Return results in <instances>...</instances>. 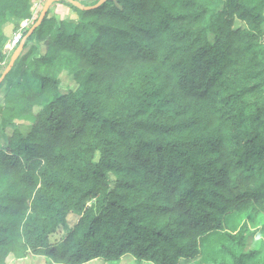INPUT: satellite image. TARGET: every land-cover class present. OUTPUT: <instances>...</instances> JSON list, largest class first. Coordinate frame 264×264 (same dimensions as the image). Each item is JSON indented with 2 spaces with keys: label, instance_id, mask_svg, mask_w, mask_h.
Here are the masks:
<instances>
[{
  "label": "trees",
  "instance_id": "trees-1",
  "mask_svg": "<svg viewBox=\"0 0 264 264\" xmlns=\"http://www.w3.org/2000/svg\"><path fill=\"white\" fill-rule=\"evenodd\" d=\"M36 1L0 0V78ZM263 23L264 0L54 2L0 81V264H264L226 230L264 235Z\"/></svg>",
  "mask_w": 264,
  "mask_h": 264
},
{
  "label": "rangeland",
  "instance_id": "rangeland-1",
  "mask_svg": "<svg viewBox=\"0 0 264 264\" xmlns=\"http://www.w3.org/2000/svg\"><path fill=\"white\" fill-rule=\"evenodd\" d=\"M43 5H44L43 1L34 2L32 8H31V12H32V16H34L35 19L38 17V12L42 8ZM51 14L67 16V17L75 16L74 12H71L67 6L62 5V4H59L56 7H54L53 12ZM32 18H28L30 20V22H28V24H24L25 20L22 21V23H20V27L18 30L27 29L31 25V23H33V22H31ZM13 27L14 26L11 23H8L5 26L6 32H7L9 38L15 32H17V30H13ZM263 27H264V23H263ZM7 42L4 45L3 50L10 54L11 52L9 51L8 46L6 47ZM75 86H76V84L73 81L72 77L69 76L65 72L62 75V87L63 88H73V87L75 88ZM20 121L29 124V123H31L32 119L28 117L27 119H22ZM99 156H100V154L97 152L96 153V159H99ZM78 214H79L78 210L73 211V213L69 217V220L71 223H73L75 221ZM253 226L254 225H252V222H251L248 215L236 212V213H232L228 216L227 223H226V227H227L226 230L232 234H241V231L245 230L246 235L253 237V239H252L253 240V246L256 248H261V246L264 243V235L262 233V227L263 226H260V227H253ZM62 232L63 231H60L59 234L54 235L51 238V242L52 243L59 242L61 240V236L63 234ZM263 254H264V250H263ZM8 264H57V263L51 262L45 256H40V255L34 256L32 254H29L24 259H15L13 256H10L8 258ZM86 264H153V263L148 262V261L139 262L131 256H124V257L120 258L119 260H114V261L97 258V259H94V260H92ZM179 264H216V263L211 258L200 257L195 261L191 260V259L184 258L180 261Z\"/></svg>",
  "mask_w": 264,
  "mask_h": 264
},
{
  "label": "water",
  "instance_id": "water-1",
  "mask_svg": "<svg viewBox=\"0 0 264 264\" xmlns=\"http://www.w3.org/2000/svg\"><path fill=\"white\" fill-rule=\"evenodd\" d=\"M57 1H61V0H47L43 6V9L41 11V14L38 18V21L32 26V28L28 31V33L24 36V38L22 39L21 43L19 44V46L14 50V53L12 54L11 60L9 65L7 66L3 76L0 78V81L3 80V78L6 76V74L12 69V67L14 66V63L16 62L17 58L19 57V55L21 54L23 48H24V44H25V40L27 39V37L34 31V29L42 22V20L44 19V17L47 15L49 9L51 8L52 4L54 2ZM105 0H100L97 4H95L94 6H84L82 5V3H80L78 0H72L73 4H75L76 6L83 8V9H87V8H91V7H97L100 4H102ZM26 31V30H25Z\"/></svg>",
  "mask_w": 264,
  "mask_h": 264
},
{
  "label": "built area",
  "instance_id": "built-area-1",
  "mask_svg": "<svg viewBox=\"0 0 264 264\" xmlns=\"http://www.w3.org/2000/svg\"><path fill=\"white\" fill-rule=\"evenodd\" d=\"M32 17H33V18H32ZM32 17H31V18H32L31 22H34L35 17H34V16H32ZM28 22H30L29 19L25 20V21H24V24H28ZM31 24H32V23H31ZM25 30H26V29H25ZM25 30H24V29H22V30H18L17 32H15V33L9 38L6 47L8 46V49H9L10 52H11L12 50H14V48L19 44V42H20V40H21V38H22V34H23V32H24Z\"/></svg>",
  "mask_w": 264,
  "mask_h": 264
}]
</instances>
